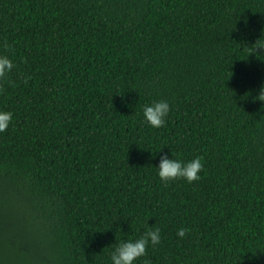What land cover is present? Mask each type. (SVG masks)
Masks as SVG:
<instances>
[{"label":"trees","instance_id":"1","mask_svg":"<svg viewBox=\"0 0 264 264\" xmlns=\"http://www.w3.org/2000/svg\"><path fill=\"white\" fill-rule=\"evenodd\" d=\"M255 41L264 0H0V264H111L149 226L136 264H264ZM161 151L199 179L161 181Z\"/></svg>","mask_w":264,"mask_h":264},{"label":"clouds","instance_id":"2","mask_svg":"<svg viewBox=\"0 0 264 264\" xmlns=\"http://www.w3.org/2000/svg\"><path fill=\"white\" fill-rule=\"evenodd\" d=\"M250 48L249 54L259 59L264 56V43L256 44ZM252 44V45H253ZM260 60V59H259ZM13 68V62L8 55L0 54V78L5 77ZM254 100L261 102L264 108V78L261 79L258 91L253 97ZM170 111L167 100H153L142 105V121L151 127H161L166 122V117ZM13 113L8 110L0 109V131L5 130L12 120ZM156 173L161 181L167 182L177 178L191 183L199 179L202 169L201 157L193 156L191 159L173 158L172 154L160 152L158 163L155 165ZM186 228L181 227L176 231L178 237H183ZM160 241V229L158 227H146L145 230L135 238L123 239L115 244L110 252L111 264H136L141 257H145L146 248L149 244L156 245ZM142 264H151L145 258Z\"/></svg>","mask_w":264,"mask_h":264}]
</instances>
